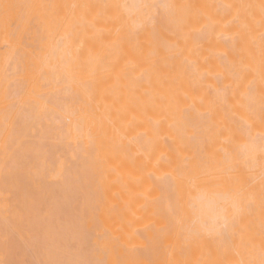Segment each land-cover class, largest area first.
<instances>
[{
  "label": "snow or ice",
  "instance_id": "snow-or-ice-1",
  "mask_svg": "<svg viewBox=\"0 0 264 264\" xmlns=\"http://www.w3.org/2000/svg\"><path fill=\"white\" fill-rule=\"evenodd\" d=\"M209 8L223 13L229 33L226 51L216 57L222 73L207 86L212 108L225 121L201 135L210 119L204 114V124L193 125L181 147L158 162L168 170L149 176L160 192L152 201L158 224L143 249L108 259L107 235L94 246L66 240L71 217L60 216L53 226L60 198L41 199L25 181L71 186L72 162L50 167V157L72 139L91 157L112 144L104 115L88 109L101 90L109 99L105 86L113 76L130 90H145V110L170 103L148 91L161 64L179 54L161 37L174 29L195 37L189 29L201 20L208 21L204 28L215 27L204 11ZM0 32L11 41L0 57V264H264V0H0ZM185 72L201 85L209 78L195 66ZM133 144L147 151L143 136L133 138L129 152ZM194 251L202 256L195 262L172 258ZM22 253L39 259L13 258ZM153 253L166 258L152 259Z\"/></svg>",
  "mask_w": 264,
  "mask_h": 264
},
{
  "label": "bare ground",
  "instance_id": "bare-ground-1",
  "mask_svg": "<svg viewBox=\"0 0 264 264\" xmlns=\"http://www.w3.org/2000/svg\"><path fill=\"white\" fill-rule=\"evenodd\" d=\"M176 2L213 5L238 0H176ZM204 11L206 16L212 18L215 27L204 28L208 21L201 20L194 22L192 29H189L195 31V37H186L185 32L178 29L167 31L161 37L162 40L176 46L179 54L167 65L161 64L159 79L154 78L153 89L148 91L168 96L170 103L162 108L159 105L155 108L149 106L145 110L144 105L149 101V96L144 94L145 90L141 89L140 92L130 90L126 87L127 81L117 82L113 76L105 86L110 90L109 99H104L101 90L96 101L88 109L104 115V128L112 139V144L101 149L96 157H91L80 152L75 139H72L50 157L48 161L50 167L58 168L68 160L72 162V175L76 182L71 186L45 184L39 187L25 181L24 186L34 190L41 199L60 198L59 211L53 226L59 222L60 216L71 217L68 220L69 230L65 232L66 240L83 238L85 244L94 246L107 235L111 238L108 259L122 256L125 249H143L144 237L150 236L151 227L158 224L152 201L160 196V192L149 176L152 174L159 176L168 170L166 167L158 168V162L162 157L170 156L171 149L181 147V138L186 139L192 135L195 130L193 125L204 124L201 119L204 114H208L210 119L207 125L200 129L201 135L210 134L209 126L222 125L225 121L224 113H217L212 108V97L207 86L215 85L214 77L222 73L216 57L217 54L226 51L222 41L229 34L225 28L227 20L222 12L218 13L214 8ZM10 43L9 38L0 32V57L5 55ZM192 66L208 74L209 78L202 85L186 74L185 69ZM123 70L121 62L117 65V74ZM255 87L259 95L261 84L258 78ZM113 127L119 129V134L113 136ZM138 136H143L147 151H138L139 146L133 144L129 152V143ZM3 188V181L0 180V195L3 194ZM196 195L195 191L190 193L193 200ZM76 224L79 225L78 232L71 230ZM13 258L29 261L39 259L29 253H22ZM151 258L159 260L166 257L153 253ZM172 258L195 262L202 256L200 252L194 251L184 257L177 255ZM212 258L236 259L231 255H214Z\"/></svg>",
  "mask_w": 264,
  "mask_h": 264
}]
</instances>
